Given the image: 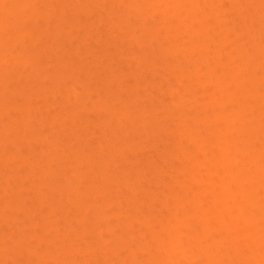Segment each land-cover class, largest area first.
Wrapping results in <instances>:
<instances>
[{
	"label": "rangeland",
	"instance_id": "rangeland-1",
	"mask_svg": "<svg viewBox=\"0 0 264 264\" xmlns=\"http://www.w3.org/2000/svg\"><path fill=\"white\" fill-rule=\"evenodd\" d=\"M91 1L0 0V113H3L0 117V149L4 146L0 151L4 152L0 153V210L4 209V212L0 211V264H163L162 261H168L166 264H210L207 258L211 256L217 264H236V260L232 262L231 259H236L238 252L236 255L232 252V245L236 243L242 246L244 242L247 244L242 249L238 246L241 249L238 250L242 256H250L247 264H263L264 218L261 212L264 211V48L261 47L264 46V0H211L212 3L209 0ZM194 2L196 4L193 5ZM94 5L98 11L93 10ZM177 7L178 11H182L178 12ZM77 8L80 14L75 13ZM171 8L176 11L170 10ZM236 8L242 11L240 14L243 17ZM83 11L85 14H82ZM10 12L14 13L11 15ZM155 16H160L161 19ZM16 18H19L18 21ZM41 19L43 21L39 23ZM177 19L181 20L180 23ZM75 20H78L77 24ZM134 27L135 31L130 29ZM172 28L179 32L178 38L171 39L178 34ZM122 29L126 30L123 32ZM36 31L41 32L38 37ZM171 32H174L173 36ZM166 33H171L172 37L167 39ZM226 33L229 34L228 37ZM78 35L81 39H78ZM86 35L88 37L84 42L82 37ZM131 46L133 49L130 50ZM133 59L140 61L137 63ZM217 59L221 62H216ZM162 68L167 71H162ZM150 84L162 86V89L153 85L149 88ZM135 85L137 90H133ZM171 91L176 96H172L173 92L169 94ZM241 94H249L251 97L246 95L245 102ZM254 94L260 97L254 96L257 97L255 100L252 97ZM168 95L176 99L178 97L177 101L171 97L169 100ZM182 95L185 96L182 98ZM177 102L184 105L180 106ZM169 108L175 110L169 111ZM62 117H66V120L61 119ZM237 118H240L239 121ZM28 120L32 123L29 124ZM257 122L261 123L258 125ZM12 124L14 127L18 126L20 131L13 128ZM247 125L249 128L244 127ZM257 126L260 127L259 130ZM65 132L67 135L70 132L72 134L68 137ZM249 150L251 154H248ZM20 155L24 158L19 157ZM50 160L51 163L48 162ZM55 168L60 172L55 171ZM53 171L54 174L58 173V178L55 176L58 182L53 180L55 177L52 173L53 177L48 178V174ZM192 176L194 177L190 178ZM6 184H9L7 188ZM3 187L4 190L7 189L6 192ZM239 190L243 193L238 192ZM62 195L64 197L60 198ZM44 196L49 202L52 201L50 205L54 209H50L51 206L49 208V202ZM79 208L80 211H85L80 212ZM65 211L69 212L68 215ZM6 215H12L10 217L14 224ZM2 217L8 219V222ZM249 220L251 226L248 229L249 225L246 226V223ZM130 221L132 227L129 225ZM51 227L52 229H47ZM53 227L58 231L53 230ZM68 230L76 231L69 232V235L66 232ZM98 231H103L102 236L98 235ZM259 233L263 236L261 242H254V239H260L256 237H260ZM235 236L237 239L234 238V243L232 240ZM230 239L233 242L232 248L229 246ZM14 242L19 243L20 247L16 248ZM68 242L71 244L68 245ZM13 244L15 247L10 252L12 249L7 248ZM256 244H262L261 247L258 245L260 249ZM227 247L231 248L230 251ZM25 249H29V252ZM91 249L95 250L94 253ZM235 250L237 251V246ZM13 252L24 256L21 258L12 254ZM206 253L212 255L204 257ZM16 256L19 257L18 260ZM24 257L26 260H21ZM240 260L238 261L241 262Z\"/></svg>",
	"mask_w": 264,
	"mask_h": 264
},
{
	"label": "bare ground",
	"instance_id": "bare-ground-1",
	"mask_svg": "<svg viewBox=\"0 0 264 264\" xmlns=\"http://www.w3.org/2000/svg\"><path fill=\"white\" fill-rule=\"evenodd\" d=\"M65 1H66V0H64V2H65ZM82 1H83V0H82ZM84 1H85V0H84ZM86 1H87V0H86ZM89 1H91V0H89ZM92 1H93V0H92ZM92 1H91V2H92ZM94 1H95V0H94ZM94 1H93V3H94ZM149 1H150V0H149ZM156 1H157V0H156ZM197 1H198V0H197ZM209 1L212 3L213 0H212V1L209 0ZM209 1H206V2H209ZM231 1H232V0H231ZM259 1H260V0H259ZM261 1H262V0H261ZM78 2H80V1H78ZM95 2H97V1H95ZM133 2H134V1H133ZM135 2H136V1H135ZM152 2H153V1H152ZM191 2H193V0H192ZM206 2H205V3H206ZM210 2H209V3H210ZM234 2H235V0H234ZM241 2H242V1H240V3H241ZM98 3H99V2H98ZM146 3H147V2H146ZM149 3H150V2H149ZM149 3H148V4H149ZM211 3H210V4H211ZM231 3H233V2H231ZM237 3H238V2L236 1L235 4L237 5ZM84 4H85V2H84ZM135 4H136V3H135ZM169 4H170V3H169ZM175 4H176V3H175ZM194 4H196V2H194L193 5H194ZM242 4H243V2H242ZM137 5H138V4H137ZM193 5H191V6H193ZM207 5H208V4H207ZM0 6H1V5H0ZM45 6H46V5H45ZM65 6H66V5H65ZM88 6H89V5H88ZM90 6H93V4H90ZM94 6H95V5H94ZM152 6L154 7V4H153ZM180 6H181V5H180ZM180 6H179V7H180ZM185 6H187V5H185ZM205 6H206V5H205ZM209 6H210V5H209ZM238 6H239V4H238ZM238 6H236V7H238ZM6 7H7V6H6ZM61 7H62V6H61ZM128 7H129V6H128ZM132 7H133V5L131 6V8H132ZM136 7H137V6H136ZM150 7H151V6H150ZM150 7H149V9H150ZM175 7H176V6H175ZM175 7L173 6V8H175ZM207 7H208V6H207ZM240 7H241V6H240ZM0 8H1V7H0ZM15 8H16V7H15ZM15 8H14V9H15ZM46 8H47V7H46ZM63 8H64V7H63ZM63 8H62V9H63ZM238 8H239V7H238ZM58 9H59V8H58ZM60 9H61V8H60ZM95 9L97 10L98 8H96V6H95V8H93V10L96 11ZM129 9H130V8H129ZM133 9H134V8H133ZM155 9H156V7H155ZM179 9H181V7H180ZM182 9H183V8H182ZM230 9H231V8H230ZM233 9H234V8H233ZM240 9H241V8H240ZM48 10H50V8H48ZM76 10H78V8H77ZM93 10H92V11H93ZM153 10H154V9H153ZM170 10H173V9L171 8ZM231 10H232V9H231ZM236 10H237V8H236ZM236 10H235V11H236ZM13 11H14V10H13ZM36 11H37V10H36ZM44 11H45V8H44ZM81 11H82V10H81ZM87 11H89V10H87ZM87 11H86V13H87ZM92 11H89V12H92ZM97 11H98V10H97ZM151 11H152V10H151ZM173 11H176V9L173 10ZM177 11H178V7H177ZM179 11H182V10H179ZM179 11H178V12H179ZM218 11H219V10H218ZM218 11H217V12H218ZM235 11H234V12H235ZM240 11H241V10H239V11L237 10V12H238L239 14H240ZM15 12H16V11H15ZM55 12H56V10H55ZM60 12H61V11H60ZM60 12H59V13H60ZM77 12H79V14H80V11H79V10L76 11L75 13H77ZM154 12H155V11H154ZM160 12H161V10H160ZM185 12H186V11H185ZM214 12H215V11H214ZM241 12H242V11H241ZM13 13H14V12H10L11 15H12ZM18 13H19V12H18ZM46 13H47V12H46ZM51 13H52V12H51ZM83 13H84V11L82 12V14H83ZM130 13H131V11H130ZM151 13H152V12H151ZM156 13H157V11H156ZM173 13H174V12H173ZM238 13H237V14H238ZM247 13H248V12H247ZM48 14H49V13H48ZM61 14L63 15L62 12H61ZM77 14H78V13H77ZM82 14H81V15H82ZM84 14H85V13H84ZM170 14H171V13H170ZM174 14H175V13H174ZM176 14L179 15V13H176ZM176 14H175V15H176ZM180 14H181V12H180ZM183 14H184V13H183ZM53 15H54V14H53ZM74 15L77 16L76 14H74ZM175 15H174V17H175ZM15 16H17L16 13H15ZM15 16H14V17H15ZM40 16H41V15H40ZM50 16H51V14H50ZM55 16H56V15H55ZM55 16H54V17H55ZM60 16H61V15H60ZM84 16H85V15H84ZM180 16H181V15H180ZM240 16L243 17V16H242V13L240 14ZM249 16H250V15H249ZM38 17H39V16H38ZM44 17H46V16H44ZM51 17H52V16H51ZM78 17H79V15H78ZM82 17H83V16H82ZM82 17H81V18H82ZM151 17H152V16H151ZM155 17H156V16H155ZM155 17H154V18H155ZM157 17L160 18V16H157ZM157 17H156V18H157ZM170 17H171L170 20H172V18H173L172 15H171ZM246 17H247V16H246ZM246 17H244L243 19L245 20ZM252 17H253V16H252ZM20 18H21V17H20ZM48 18H49V17H48ZM48 18H47V19H48ZM52 18H53V17H52ZM75 18H76V17H75ZM176 18H178V17H176ZM176 18L173 19V22H174V20H175ZM16 19H17L16 21H18L19 18H16ZM39 19H40V18H39ZM45 19H46V18H45ZM58 19H60V18H58ZM79 19H80V18H78V20H79ZM160 19H161V18H160ZM247 19L250 20L251 18H248V17H247ZM48 20H50L49 22H51V19H50V18H49ZM54 20H55V18H54ZM63 20H64V19H63ZM78 20H77V21H78ZM135 20H137V19H135ZM177 20H178V19H177ZM179 20H180V19H179ZM179 20H178V23H180ZM259 20H260V19H259ZM261 20H262V18H261ZM16 21H15V22H16ZM41 21H43V20L41 19L39 23H41ZM59 21H60V20H59ZM64 21H66V20H64ZM68 21H69V20H68ZM75 21H76V20H75ZM77 21H76L75 24L78 23ZM180 21H181V20H180ZM253 21H254V20L252 19V22H253ZM257 21H258V20H257ZM80 22H81V21H79V23H80ZM147 22H148V21H147ZM168 22H169V21H168ZM182 22H183V21H182ZM245 22H246V20H245ZM260 22H262V21H260ZM12 23H13V22H12ZM34 23H35V22H34ZM73 23H74V21H73ZM81 23H82V22H81ZM81 23H80V24H81ZM145 23H146V22H145ZM169 23H170V22H169ZM171 23H172V22H171ZM171 23H170V24H171ZM2 24H3V23H2ZM47 24H48V23H47ZM49 24H50V23H49ZM51 24H53V23H51ZM68 24H69V23H68ZM68 24H67V25H68ZM75 24H74V25H75ZM109 24H110V23H109ZM142 24H143V22H142ZM160 24H162V23L160 22ZM5 25H6V24H5ZM107 25H108V24H107ZM134 25H136V24H134ZM171 25L173 26V24H171ZM176 25H178V24H176ZM181 25H182V24H181ZM199 25H200V24H199ZM51 26H52V25H51ZM57 26H58V25H57ZM71 26H73V25H71ZM76 26H78V25H76ZM125 26H126V25H125ZM143 26H144V25H143ZM155 26H157V25L155 24ZM4 27H5V26H4ZM7 27H8V26H7ZM79 27H80V26H79ZM79 27H78V28H79ZM84 27H85V25H84ZM84 27H83V28H84ZM123 27H124V26H123ZM159 27H160V26H159ZM170 27H171V26H170ZM170 27H168V29H169ZM199 27H201V26H199ZM11 28H12V27H11ZM49 28H50V27H49ZM72 28H73V27H72ZM124 28H125V27H124ZM135 28H136V27H134V28H130V29H131V30L133 29V30L135 31V30H136ZM162 28H163V27H162ZM173 28H174V27H173ZM173 28H172V29H173ZM176 28H178V27H176ZM179 28H180V27H179ZM182 28H184V27L182 26ZM182 28H180V29H182ZM13 29H14V27H13ZM45 29H46V28H45ZM51 29H52V28H51ZM86 29H87V28H86ZM89 29H90V28H89ZM126 29H127V28H126ZM126 29H124V30H126ZM174 29H175V28H174ZM174 29H173V30H174ZM201 29H202V28H201ZM14 30H15V29H14ZM38 30H39V28H38ZM43 30H44V29H43ZM54 30H55V29H54ZM54 30H53V31H54ZM57 30H58V29H57ZM61 30H62V29H61ZM63 30H64V29H63ZM65 30H66V29H65ZM69 30H70V29H69ZM91 30H92V28H91ZM120 30H121V29H120ZM124 30L122 29L123 32H124ZM196 30H197V29H196ZM77 31H78V30H77ZM85 31H86V30H85ZM106 31H107V30H106ZM158 31H159V30H158ZM160 31H161V29H160ZM160 31H159V32H160ZM166 31H168V30H166ZM166 31H165V32H166ZM169 31H170V30H169ZM174 31H175V30H174ZM36 32H38V34H37V37H38L39 34H41V32H39V31H36ZM56 32H57V31H56ZM58 32H59V31H58ZM70 32H71V30H70ZM70 32L67 31V33H68L69 35H70ZM125 32H128V31H125ZM129 32H131V31H129ZM175 32L178 33V34L175 33V34H177L176 36H175V35L173 36L174 32H173V33L171 32L173 37L171 36V33H170V35H168L169 32L166 33V36H168L167 39H170V36L172 37L171 39H174V37L178 38L177 36L179 35V32H178L177 30H176ZM193 32H194V31H193ZM198 32H199V31H198ZM203 32H205V31L203 30ZM12 33H13V32H12ZM42 33H43V31H42ZM53 33H54V32H53ZM81 33L83 34V32H81ZM81 33H79V35H81ZM87 33H88V32H87ZM153 33H154V32H153ZM155 33H156V32H155ZM160 33H161V32H160ZM160 33H159V34H160ZM180 33H181V30H180ZM223 33H224V32H223ZM24 34H25V33H24ZM71 34H72V33H71ZM84 34H85V33H84ZM110 34H112V33H110ZM126 34H127V33H126ZM130 34H131V33H130ZM130 34H129V35H130ZM134 34H135V33H134ZM149 34H151V33H149ZM202 34H203V33H202ZM9 35H10V34H9ZM34 35H35V33H34ZM46 35H47V34H46ZM56 35H57V34H56ZM60 35H61V33H60ZM79 35H78V37H79ZM91 35H92V32H91ZM91 35H90V36H91ZM132 35H133V34H132ZM164 35H165V34H164ZM203 35H204V34H203ZM206 35H207V34H206ZM226 35H227V37L229 36L228 33H226ZM226 35H223V37H224V36L226 37ZM10 36H11V35H10ZM42 36H43V35H42ZM51 36H52V35H51ZM61 36H62V35H61ZM66 36H67V34H66ZM111 36H113V34H112ZM151 36H152V35H151ZM151 36H150V37H151ZM19 37H20V36H19ZM52 37H53V36H52ZM52 37H51V38H52ZM57 37H58V36H57ZM86 37H88V36L86 35L85 37H82V38H84V39H83L84 42H86V39H87ZM113 37H114V36H113ZM124 37H125V36H124ZM128 37H129V36H128ZM130 37H132V36H130ZM146 37H147V35H146ZM202 37H203V36H202ZM204 37H207V36H204ZM227 37H226V38H227ZM34 38H35V37H34ZM42 38H43V37H42ZM55 38H56V36H55ZM55 38H53V39H55ZM71 38H73V37H71ZM71 38H70V39H71ZM108 38H109V36H108ZM126 38H127V37H126ZM154 38H155V37H154ZM191 38H192V37H191ZM10 39H11V38H10ZM78 39H81V38L79 37ZM78 39H77V40H78ZM88 39H89V38H88ZM151 39H152V38H151ZM157 39H158V38H157ZM192 39H193V38H192ZM221 39H222V37H221ZM223 39H225V38H223ZM227 39H228V38H227ZM3 40H4V39H3ZM3 40H2V41H3ZM23 40H24V38H23ZM63 40H64V39H63ZM67 40H68V38H67ZM67 40H66V42H67ZM114 40H115V37H114ZM154 40H155V39H154ZM225 40H226V39H225ZM19 41H20V40H19ZM40 41H41V40H40ZM111 41H113V40L111 39ZM115 41H116V40H115ZM151 41H152V40H151ZM205 41H206V40H205ZM219 41H221V40H219ZM223 41H224V40H223ZM56 42H57V41H56ZM84 42H82V43H84ZM104 42H105V41H104ZM109 42H110V41H109ZM109 42H108V43H109ZM260 42H261V41H260ZM70 43H71V42H70ZM73 43H75V42H73ZM131 43H132V42H131ZM131 43H130V44H131ZM147 43H148V42H147ZM147 43H146V44H147ZM217 43H218V41H217ZM217 43H216L215 45H218ZM220 43H221V42H220ZM54 44H55V43H54ZM84 44H85V43H84ZM105 44H106V43H105ZM116 44H117V43H116ZM130 44H128V45H130ZM150 44H151V42L149 43V45H150ZM152 44H153V42H152ZM206 44H207V43H206ZM236 44H238V43H236ZM255 44H257V43H255ZM258 44H259V42H258ZM0 45H1V44H0ZM22 45H23V44H22ZM52 45H53V44H52ZM65 45H67V44H65ZM72 45H74V44H72ZM81 45H83V44H81ZM85 45H86V44H85ZM117 45H118V44H117ZM160 45H161V43H160ZM202 45H203V44H202ZM259 45H260V44H259ZM67 46H68V45H67ZM77 46H78V45H77ZM83 46H84V45H83ZM83 46H82V47H83ZM118 46H119V45H118ZM206 46H208V44H207ZM261 46H262V45H261ZM1 47H2V46H1ZM22 47H23V46H22ZM70 47H71V46H70ZM82 47H81V48H82ZM113 47H114V46H113ZM208 47H209V46H208ZM208 47H206V48H208ZM257 47H259V46L257 45ZM257 47H256V49L259 50V48H257ZM50 48H52V47H50ZM50 48H49V49H50ZM55 48H56V47H55ZM58 48H59V47H58ZM79 48H80V47H79ZM84 48H85V47H84ZM126 48H127V47H126ZM129 48H130V50H131V48L133 49L132 46L129 47ZM175 48H176V47H175ZM261 48H264V46H262ZM5 49H6V48H5ZM60 49H62V48L60 47ZM127 49H128V48H127ZM56 50H57V48H56ZM128 51H129V50H128ZM3 52H4V49H3ZM3 52H1V53H3ZM58 52H59V51H58ZM218 52H219V51H218ZM245 52H246V51H245ZM261 52H262V51H261ZM261 52H260V50H259V53H261ZM54 53H55V52H54ZM160 53H162V52H160ZM163 53H164V51H163ZM248 53H249V52H248ZM248 53H247V54H248ZM30 54H31V53H30ZM55 54H56V53H55ZM132 54H133V53H132ZM165 54H166V53H165ZM214 54H215V52H214ZM250 54H251V53H250ZM254 54H255V53H254ZM261 54H262V53H261ZM59 55H60V54H59ZM61 55H62V54H61ZM61 55H60V56H61ZM63 55H64V54H63ZM121 55H122V54H121ZM133 55H134V54H133ZM217 55H218V54H217ZM217 55H216V56H217ZM262 55H263V54H262ZM53 56H54V55H53ZM72 56H73V55H72ZM74 56H75V55H74ZM240 56H241V55H240ZM56 57H57V55H56ZM64 57H65V56H64ZM76 57H77V56H76ZM144 57H145V56H144ZM246 57H247V56H246ZM248 57H249V56H248ZM13 58H14V57H13ZM68 58H69V57H68ZM74 58H75V57H74ZM80 58H81V56H80ZM133 58H135V57L133 56ZM141 58H142V57H141ZM162 58H163V57H162ZM5 59H6V58H5ZM30 59H31V58H30ZM55 59H56V58H55ZM76 59H77V58H76ZM76 59H75V60H76ZM121 59H122V58H121ZM218 59H219V58H218ZM218 59L216 60V62L218 61ZM220 59H221V58H220ZM241 59H242V58H241ZM245 59H246V58H245ZM247 59H248V58H247ZM60 60H61V59H60ZM64 60H65V59H64ZM133 60L137 61V63H138V60H139V59H138V60L133 59ZM243 60H244V59H243ZM5 61H7V60H5ZM139 61H140V60H139ZM241 61H242V60H241ZM7 62H8V61H7ZM24 62H25V61H24ZM58 62H59V61H58ZM119 62H120V61H119ZM127 62H128V65H129L130 61L128 60ZM219 62H221V61H218V63H219ZM244 62H246V61L244 60ZM79 63H80V62H79ZM120 63H121V62H120ZM123 63H126V62L124 61ZM37 64H38V63H37ZM100 64H101V63H100ZM118 64H119V63H118ZM133 64H136V63H133ZM14 65H15V64H14ZM25 66L27 67V65H25ZM75 66H76V65H75ZM78 66H79V65H78ZM80 66H81V65H80ZM83 66H86V65L83 64ZM120 66H122V64H121ZM120 66H119V68H120ZM129 66H130V65H129ZM131 66H132V65H131ZM214 66H215V65H214ZM219 66H220V65H219ZM245 66H246V65H245ZM7 67H9V66H7ZM26 67L23 66L24 69H25ZM76 67H77V66H76ZM20 68H21V67H20ZM80 68H81V67H80ZM117 68H118V67H117ZM122 68H123V67H122ZM122 68H121V69H122ZM216 68H217V66H216ZM26 69H27V68H26ZM29 69H30V68H29ZM162 69H163L162 71H167V70H164V68H162ZM165 69H166V68H165ZM237 69H238V66H237ZM241 69H242V68H241ZM5 70H6V69H5ZM22 70H23V69H22ZM77 70H78V69H77ZM80 70H82V69H80ZM83 70H84V69H83ZM123 70H124V69H123ZM212 70H215V69L212 68ZM239 70H240V69H239ZM24 71H25V70H24ZM24 71H23V72H24ZM5 72H6V71H5ZM21 72H22V71H21ZM34 72H35V71H34ZM71 72H72V71H71ZM76 72H77V71H76ZM122 72H123V71H122ZM122 72H120L119 74L121 75ZM214 72H215V71H214ZM238 72H239V71H238ZM240 72H241V71H240ZM73 73H74V71H73ZM86 73H87V72H86ZM168 73H169V72H168ZM168 73H167V74H168ZM171 73H173V71H172ZM235 73H236V71H235ZM19 74H22V73H19ZM78 75H80V74H78ZM82 75H84V74L82 73ZM87 75H88V74H87ZM236 75H237V74H236ZM4 76H5V75H4ZM33 76H34V75H33ZM178 76H179V75H178ZM228 76H229V75H228ZM16 77H17V76H16ZM121 77H122V76H121ZM121 77H120V78H121ZM231 77H232V76H231ZM5 78H6V77H5ZM120 78H119V79H120ZM2 79H3V78H2ZM86 79H88V78H86ZM177 79H179V78H177ZM181 79H182V78H181ZM3 80H5V79H3ZM6 80H7V79H6ZM115 80H116V79H115ZM9 81H10V80H9ZM117 81H118V79H117ZM161 81H162V80H161ZM168 81H170V80H168ZM251 81H252V80H251ZM136 82H137V81H136ZM254 82H255V81H254ZM259 82H260V81H259ZM5 83H6V81H5ZM116 83H117V82H116ZM118 83H120V82L118 81ZM255 83H256V82H255ZM153 84H154V83H153ZM153 84H152V85H153ZM159 84H160V83H159ZM159 84H156V85H159ZM179 84H180V83H179ZM252 84H253V83H252ZM256 84L258 85L259 83H256ZM8 85H9V84H8ZM12 85H13V83H12ZM152 85L150 84V85H149V88H150V86L152 87ZM160 85H161V84H160ZM205 85H206V84H205ZM6 86H7V84H6ZM153 86H155V85H153ZM179 86H181V85H179ZM188 86H189V85H188ZM254 86H255V84H254ZM9 87H10V86H8V88H9ZM136 87H137V86L135 85V87H133V88H134L133 90H135ZM155 87H157V86H155ZM161 87H162V86H161ZM161 87H157V89H158V88H161ZM186 87H187V86H186ZM200 87H201V85H200ZM255 87H256V86H255ZM82 88H83V87H82ZM147 88H148V87H147ZM147 88H146V89H147ZM188 88H189V87H188ZM213 88H214V87H213ZM84 89H85V88H84ZM87 89H89V88H87ZM87 89H86V90H87ZM131 89H132V88H131ZM161 89H162V88H161ZM167 89H168V88H167ZM191 89H192V88H191ZM193 89H194V88H193ZM205 89H206V88H205ZM136 90H137V89H136ZM165 90H166V89H165ZM9 91H10V90H9ZM7 92H8V91H7ZM131 92H132V91H131ZM167 92H168V90H167ZM172 92H173V93H172ZM9 93H10V92H9ZM11 93H13V92H11ZM89 93H90V92H87V94H89ZM135 93H136V92H135ZM170 93H172V96H173V97L176 96V95H174V91L169 92V94H170ZM176 93H179V92H176ZM193 93H194V92H193ZM16 94H17V93H16ZM87 94H85V95H87ZM182 94H183V93H182ZM186 94H187V93H186ZM188 94H189V93H188ZM228 94H229V93H228ZM82 95H83V93L81 92V96H82ZM91 95H92V94H91ZM177 95H178V94H177ZM241 95H242V94H241ZM246 95H247V94H246ZM246 95H245V96L242 95V98H243L244 101H245V99H246ZM248 95H249V94H248ZM248 95H247V96H248ZM256 95H257V94H256ZM256 95L254 94L252 97L254 98V96H256ZM178 96H179V95H178ZM183 96H185V95H182V98H183ZM221 96H222V95H221ZM230 96H231V95H230ZM234 96H235V95H234ZM243 96H244V97H243ZM249 96H250V95H249ZM11 97H12V95H11ZM87 97H90V96H86V98H87ZM170 97H171V95H168V99H169V100H170ZM173 97H171V99H172V100H175L176 97H175V98H173ZM179 97H181V96H179ZM211 97L213 98L214 96H211ZM237 97H238V96H237ZM250 97H251V96H250ZM257 97H258V95H257ZM257 97L254 98V99L256 100ZM259 97H260V95H259ZM259 97H258V98H259ZM261 97H262V95H261ZM166 98H167V97H166ZM222 98H223V97H222ZM229 98H230V97H229ZM235 98H236V97H235ZM235 98H234V99H235ZM240 98H241V97H240ZM247 98H248V97H247ZM45 99H46V98H45ZM84 99H85V98H84ZM177 99H178V97H177ZM177 99H176L175 101H177ZM230 99H231V98H230ZM254 99H253V100H254ZM48 100H49V99H48ZM85 100H86V99H85ZM85 100H84V103H85ZM172 100L169 101V102H172ZM208 100H209V99H208ZM211 100H212V99H211ZM222 100H223V99H222ZM224 100H225V99H224ZM227 100H228V98H227ZM241 100H242V99H241ZM243 100H242V101H243ZM86 101H87V100H86ZM166 101H167V100H166ZM214 101H215V100H214ZM237 101H238V98H237ZM24 102H25V101H24ZM223 102H224V101H223ZM245 102H246V101H245ZM6 103H7V102H6ZM167 103H168V102H167ZM167 103H166V105L169 104V103H168V104H167ZM173 103H174V102H173ZM177 103H178V105L180 104L179 102H177ZM205 103H206V102H205ZM241 103H242V102H241ZM247 103H248V101H247ZM82 104H83V103H82ZM85 104H86V103H85ZM171 104H172V103H171ZM175 104H176V103H175ZM181 104H182V103H181ZM181 104H180V106H181ZM203 104H204V103H203ZM203 104H201V105H203ZM207 104H208V103H207ZM212 104H213V103H212ZM217 104H218V103H217ZM217 104H216V105H217ZM222 104H223V103H222ZM222 104H221V105H222ZM83 105H84V104H83ZM172 105H173V104H172ZM172 105H171V106H172ZM176 105H177V104H176ZM182 105H184V104H182ZM201 105H200V108H202ZM238 105H239V103H238ZM86 106H87V105H86ZM205 106H206V105H205ZM240 106H241V105H240ZM242 106H244V102H243V105H242ZM22 107H25V106H22ZM169 107H170V106H169ZM172 107H173V106H172ZM175 107L177 108L178 106H175ZM203 107H204V106H203ZM238 107H239V106H238ZM26 108H27V107H26ZM42 108H43V107H42ZM173 108H174V107H173ZM195 108H196V107H195ZM239 108H240V107H239ZM250 108H251V107H250ZM250 108H249V109H250ZM23 109H24V108H23ZM23 109L21 108V111H22ZM76 109H77V108H76ZM76 109H75V110H76ZM95 109H96V108H95ZM169 109H170V108H169ZM241 109L244 110V108H241ZM245 109H246V108H245ZM100 110H101V109H100ZM166 110H167V109H166ZM171 110H172V109H170L169 111H171ZM173 110H175V109H173ZM173 110H172V111H173ZM17 111H18V110H17ZM23 111H24V110H23ZM29 111H30V110H29ZM35 111H36V110H35ZM82 111H83V109H82ZM82 111L80 110V112H82ZM96 111H98V110H96ZM101 111H103V110H101ZM152 111H153V110H152ZM152 111H151V112H152ZM77 112H78V111H77ZM77 112H76V113H77ZM80 112H79V114H80ZM258 112H259V111H258ZM15 113H16V112H15ZM28 113H30V112H28ZM34 113H35V112H34ZM40 113H41V112H40ZM177 113H178V110H177ZM183 113H185V112H183ZM242 113H243V111H242ZM0 114H1L0 117H2V114H3V113L1 112ZM24 114H25V113H24ZM36 114H38V113H36ZM71 114H72V112H71ZM71 114H70V115H71ZM79 114H78V116H79ZM188 114H189V113H188ZM233 114H234V113H233ZM255 114H256V113H255ZM257 114H258V113H257ZM261 114H262V113H261ZM9 115H10V114H9ZM13 115H14V114H13ZM27 115H28V114H27ZM74 115H77V114H74ZM80 115H81V114H80ZM194 115H195V114H194ZM14 116H15V115H14ZM21 116L23 117L24 115H21ZM78 116H77V117H78ZM221 116H222V115H221ZM233 116H234V115H233ZM25 117H26V116H25ZM210 117H211V116H210ZM217 117H218V116H217ZM217 117H216V118H217ZM229 117H231V116H229ZM234 117H235V116H234ZM257 117L260 118V116H257ZM261 117H263V116L261 115ZM8 118H9V117H8ZM23 118H24V117H23ZM65 118H66V117H65ZM65 118L62 117L61 119H65ZM75 118H76V117H75ZM214 118H215V117H214ZM259 118H258V119H259ZM3 119H4V118H3ZM11 119H12V118H11ZM28 119H29V118H28ZM41 119H42V118H41ZM52 119H53V118H52ZM55 119H56V118H55ZM55 119H54V120H55ZM67 119L70 120L68 115H67ZM73 119H74V118H73ZM79 119H80V118H79ZM175 119H176V118H175ZM183 119H184V118H183ZM202 119H204V118H202ZM217 119H218V118H217ZM221 119H222V118H221ZM237 119H238V118H237ZM237 119H236V120H237ZM239 119H240V118H239ZM239 119H238V121H239ZM29 120H30V119H29ZM29 120H28V121H29ZM31 120H32V119H31ZM39 120H40V119H39ZM39 120H38V121H39ZM65 120H66V119H65ZM75 120H77V119H75ZM75 120H74V121H75ZM226 120H228V119L226 118ZM230 120H231V119H230ZM234 120H235V119H234ZM253 120H254V119H253ZM1 121H2V120H0V122H1ZM11 121H12V120H11ZM11 121H10V124H11ZM25 121H26V120H25ZM33 121H34V120H33ZM72 121H73V120H72ZM80 121H81V120H80ZM132 121H133V120H132ZM153 121H155V120H153ZM179 121H180V120H179ZM179 121H178V123H179ZM206 121L208 122V120H206ZM228 121H229V120H228ZM231 121H232V120H231ZM241 121H242V120H241ZM258 121H260V119H259ZM263 121H264V120H263ZM7 122H8V121H7ZM30 122L32 123V121H29V124H30ZM68 122H69V121H68ZM84 122H85V121H84ZM84 122H82V123H84ZM87 122H88V123H91V122H89V121H87ZM133 122H134V121H133ZM164 122H165V121H164ZM207 122H206V123H207ZM12 123L14 124V122H12ZM15 123H16V122H15ZM79 123H80V122H79ZM183 123H184V122H183ZM195 123H197V121H196ZM201 123H202V122H201ZM203 123H204V122H203ZM203 123H202V124H203ZM215 123H216V121H215ZM229 123H230V121H229ZM240 123H241V122H240ZM257 123H258V122H257ZM259 123H261V122H259ZM259 123H258V125H259ZM10 124H7V126L10 125ZM13 124H12L13 128L18 129V126H15V127H14V125H16V124H14V125H13ZM20 124H21V122L18 123L17 125H20ZM71 124H74V122H73V123L71 122ZM111 124H112V123H111ZM185 124H186V123H185ZM241 124H242V123H241ZM0 125H1V124H0ZM75 125H77V123L74 124V126H75ZM174 125H175V124H174ZM182 125H183V124H182ZM248 125L250 126L249 122H248ZM248 125H247V126H244V127H248ZM37 126H38V125H37ZM37 126H36V127H37ZM77 126H78V125H77ZM77 126H76L75 128H78ZM124 126H125V125H124ZM201 126H202V125H201ZM1 127H2V126H1ZM5 127H6V126H5ZM20 127H21V126H20ZM24 127H25V126H24ZM90 127H91V126H90ZM122 127H123V126H122ZM159 127H160V126H159ZM179 127H180V126H179ZM187 127H188V126H187ZM242 127H243V126H242ZM254 127H255V125H254ZM254 127H253V128H254ZM8 128H11V126L8 127ZM21 128H22V127H21ZM21 128H20V129H21ZM38 128H39V127H38ZM38 128H37V129H38ZM71 128H72V130H74L73 127H72V125H71ZM84 128H85V127H84ZM189 128H190V127H189ZM248 128H249V127H248ZM251 128H252V127H251ZM258 128L260 129L259 126H257V129H258ZM5 129H6V128H5ZM5 129H3V130H5ZM24 129H25V128H24ZM33 129H34V128H33ZM37 129H36V130H37ZM62 129H63V128H62ZM177 129H178V128H177ZM257 129H256V131L259 130V129H258V130H257ZM10 130H11V129H10ZM18 130H19V129H18ZM18 130H14V131H18ZM72 130H71V132H72ZM191 130H192V129H191ZM247 130H248V129H247ZM253 130H254V129H253ZM0 131H1V130H0ZM12 131H13V130H12ZM19 131H20V130H19ZM254 131H255V130H254ZM254 131L252 132L253 134H254ZM256 131H255V132H256ZM3 132H4V131H3ZM66 132H67V131H66ZM66 132H65V133H66ZM71 132H70V133H71ZM134 132H135V131H134ZM192 132H193V131H192ZM12 133H13V132H12ZM36 133H37V132H36ZM65 133H64V134H65ZM70 133H68V135H67V133H66V136L70 137V136H69ZM73 133H74V132H73ZM20 134H21V133H20ZM20 134H19V135H20ZM24 134H25V133H24ZM33 134H34V133H33ZM71 134H72V133H71ZM165 134H166V133H165ZM165 134H164V135H165ZM217 134H218V133H217ZM242 134H243V133H242ZM0 135H1V133H0ZM39 135H40V134H39ZM248 135H249V134H248ZM17 136H18V134H17ZM17 136H14V135H13V137H14L15 139L17 138ZM21 136H22V135H21ZM58 136H59V134H58ZM75 136H76V135H75ZM24 137H25V136H24ZM40 137H41V135H40ZM72 137H73V136H72ZM57 138H58V137H57ZM181 138H182V137H181ZM221 138H222V137H221ZM11 139H12V138H11ZM76 139H77V138H76ZM12 140H13V139H12ZM36 140H39V138L36 139ZM55 140H56V139L54 138V141H55ZM159 140H160V139H159ZM159 140H158V141H159ZM13 141H15V143L17 142V140H13ZM52 141H53V140H52ZM59 141H60V140H59ZM111 141H112V140H111ZM158 141H157V142H158ZM6 142H7V141H6ZM10 142H11V141H10ZM10 142H9V143H10ZM32 142H33V141H32ZM47 142H48V141H47ZM157 142H156V143H157ZM200 142H203V140H201ZM200 142H199V143H200ZM13 143H14V142H13ZM33 143H36V141L33 142ZM50 143H51V142H50ZM196 143H197V141H196ZM204 143H205V142H204ZM223 143H225V142H223ZM53 144H54V143H53ZM85 144H86V143H85ZM174 144H175V143H174ZM179 144H180V143H179ZM197 144H198V143H197ZM206 144H207V143H206ZM217 144H218V143H217ZM8 145H9V144H8ZM33 145H34V144H33ZM33 145H32V146H33ZM51 145H52V144H51ZM55 145H56V144H55ZM121 145H122V144H121ZM139 145H140V144H139ZM152 145H153V144H152ZM156 145H157V144H156ZM200 145H201V144H200ZM261 145H262V144H261ZM263 145H264V144H263ZM12 146H14V144H13ZM17 146H18V145H17ZM35 146H36V145H35ZM198 146H199V145H198ZM53 147H54V146H53ZM56 147H57V146H56ZM200 147H202V146H200ZM209 147H211V146H209ZM209 147H208V148H209ZM212 147L214 148L213 145H212ZM222 147H224V146L222 145ZM1 148L3 149L4 146H1ZM15 148H16V147H15ZM33 148H35V147H33ZM54 148H55V147H54ZM62 148H63V146L61 147V149H62ZM208 148H207V149H208ZM244 148H245V147H244ZM2 149H0V151H2ZM16 149H17V148H16ZM19 149H20V148H19ZM26 149H27V148H26ZM36 149H37V148H36ZM175 149H176V148H175ZM197 149H198V148H197ZM217 149H218V148H217ZM219 149H220V148H219ZM245 149H246V148H245ZM14 150H15V149H14ZM20 150H22V149H20ZM62 150H63V149H62ZM131 150H132V149H131ZM179 150H180V149H179ZM199 150H200V149H199ZM222 150H223V149H222ZM252 150H253V149H252ZM254 150H255V149H254ZM254 150H253V151H254ZM18 151H19V150H18ZM22 151H23V150H22ZM25 151H26V150H25ZM63 151H64V150H63ZM117 151H118V150H117ZM172 151H173V150H172ZM32 152H33V151H32ZM119 152H120V151H119ZM127 152H128V151H127ZM164 152H165V151H164ZM203 152H204V151H203ZM254 152H255V151H254ZM0 153H1V152H0ZM2 153H4V152H2ZM2 153H1V154H2ZM13 153H14V152H13ZM23 153H24V152H23ZM58 153H60V152H58ZM121 153H122V152H121ZM131 153H132V152H131ZM245 153H246V151H245ZM249 153H250V150H249L248 154H249ZM30 154H31V153H30ZM83 154H84V153H83ZM122 154H123V153H122ZM122 154H121V155H122ZM220 154H221V153H220ZM222 154H223V153H222ZM250 154H251V153H250ZM84 155H85V154H84ZM116 155H117V154H116ZM116 155H115V156H116ZM183 155H184V154H183ZM185 155H186V153H185ZM224 155H225V154H224ZM224 155H223V156H224ZM0 156H1V155H0ZM31 156H32V154H31ZM31 156H30V159H31ZM57 156H58V154H57ZM115 156H114V157H115ZM118 156H119V155H118ZM165 156H167V155H165ZM247 156H248V155H247ZM253 156H254V155H253ZM19 157H23V155H22V156L20 155ZM19 157H18V158H19ZM27 157H29V155H27ZM48 157H49V156H48ZM59 157H60V155H59ZM59 157H57V158H59ZM81 157H82V156H81ZM110 157H111V156H110ZM163 157H164V156H163ZM170 157H171V156H170ZM16 158H17V157H16ZM18 158H17V159H18ZM23 158H24V157H23ZM52 158H53V157H52ZM164 158H165V157H164ZM247 158H248V157H247ZM13 159H15V158H13ZM28 159H29V158H28ZM32 159H33V158H32ZM32 159H31V160H32ZM54 159H55V158H54ZM112 159H114V158H112ZM251 159H252V158H251ZM251 159H250V160H251ZM193 160H194V159H193ZM22 161H23V160H22ZM22 161H21V162H22ZM32 161H33V160H32ZM51 161H52V160H50V161H48V162L51 163ZM80 161H81V159H80ZM80 161H79V162H80ZM167 161H168V160H167ZM79 162H78V163H79ZM90 162H91V161H90ZM164 162H165V160H164ZM170 162H171V161H170ZM55 163H56V162H55ZM19 164H20V162H19ZM87 164H90V163H87ZM13 165H14V164H13ZM23 165H25V164H23ZM73 165H74V164H73ZM93 165H95V164H93ZM38 166H39V165H38ZM257 166H258V165H257ZM22 167H24V166H22ZM22 167H21V168H22ZM35 167H36V166H35ZM54 167H56V166H54ZM73 167H74V166H73ZM13 168H14V167H13ZM75 168H76V167H75ZM92 168H93V167H92ZM35 169H36V168H35ZM35 169H34V170H35ZM51 169H52V167H51ZM55 169H56V168H55ZM55 169H53V170H55ZM49 170H50V169H49ZM74 170H75V169H74ZM261 170H262V167H261ZM24 171H25V170H24ZM51 171H52V170H51ZM55 171L60 172V171H58L57 169H56ZM11 172H12V171H11ZM48 172H49V171H48ZM57 172H56V174H54V171H53V172H50L49 174L47 173L48 175L51 176V177L49 176L48 178H52V177H53V176L51 175V173H52V174L54 175V177H55V176L58 174ZM75 172H76V170H75ZM259 172H260V171H259ZM45 173H46V171H45ZM126 173H127V172H126ZM189 173H190V172H189ZM47 174H46V175H47ZM59 174L61 175V173H59ZM12 175H13V174H12ZM20 175H21V173H20ZM46 175H44L43 177L47 178ZM60 175H59V177H60ZM84 175H85V174H84ZM189 175L191 176V174H189ZM192 175H194V174L192 173ZM5 176H6V175H5ZM21 176H22V175H21ZM30 177H31V176H30ZM43 177H42L41 179H45V178H43ZM56 177L58 178V176H56ZM56 177L53 179L54 181H57V180H58V179H56ZM188 177H189V176H188ZM193 177H194V176H192V177H190V178H193ZM10 178H12L11 175H10ZM25 178H26V177H25ZM25 178H24V179H25ZM122 178H123V177H122ZM124 178H125V177H124ZM190 178H189V179L187 178V180H190ZM245 178H246V177H245ZM27 179H28V177H27ZM55 179H56V180H55ZM111 179H112V178H111ZM1 180H2V179H1ZM5 180H6V178H5ZM14 180H15V179H14ZM18 180H20V179H18ZM192 180H193V179H192ZM44 181H47V180L45 179ZM59 181H60V180H59ZM222 181H223V180H222ZM247 181H248V180H247ZM47 182H48V181H47ZM57 182H58V181H57ZM5 183H6V182H5ZM20 183H21V182H20ZM45 183H46V182H45ZM54 183H56V182H54ZM114 183H115V182H114ZM7 185H9V184H6V188L8 187ZM10 185H11V184H10ZM17 185H18V184H17ZM41 185H42V183H41ZM52 185H53V184H52ZM116 185H117V184H116ZM2 186H3V185H2ZM4 186H5V185H4ZM110 186H111V185H110ZM223 186H224V184H223ZM13 187H14V186H13ZM55 187H56V186H55ZM6 188H5V189H6ZM16 188H17V187H16ZM63 188H64V187H63ZM71 188H73V187H71ZM1 189H2V188H0V190H1ZM19 189H21V186L19 187ZM51 189H53V188H51ZM61 189H62V188H61ZM61 189H60V190H61ZM69 189H70V187H69ZM85 189H86V188H85ZM90 189H91V188H90ZM239 189H241V188H239ZM3 190H4V187H3ZM6 190H7V189H6ZM6 190H4V191L6 192ZM242 190H243V189H242ZM4 191H3V193H5ZM18 191H19V190H18ZM18 191H17V192H18ZM64 191H65V190H64ZM64 191H63V193H64ZM135 191H136V190H135ZM224 191H225V190H224ZM240 191H241V190H239L238 192H240ZM252 191H253V190H252ZM60 192H61V191H60ZM60 192H59V195H60ZM111 192H112V190H111ZM115 192H116V191H115ZM238 192H237V193H238ZM57 193H58V192H57ZM63 193H62V194H63ZM86 193H88V192H86ZM118 193H119V192H118ZM145 193H146V192H145ZM222 193H223V192H222ZM240 193H243V192H240ZM244 193H245V191H244ZM13 194H14V190H13ZM16 194H17V193H16ZM55 194H56V193H55ZM73 194H74V193H73ZM73 194H72V195H73ZM75 194H76V193H75ZM75 194H74V195H75ZM78 194H79V193H78ZM83 194H84V193H83ZM114 194H115V193H114ZM147 194H148V193H147ZM149 194H150V193H149ZM151 194H152V193H151ZM202 194H203V193H202ZM206 194H207V193H206ZM246 194H248V192H247ZM249 194H250V193H249ZM57 195H58V194H57ZM115 195H116V194H115ZM121 195H122V193H121ZM135 195H136V194H135ZM236 195H237V194H236ZM239 195H242V194H238V196H239ZM10 196H11V195H10ZM15 196H16V195H15ZM76 196H77V195H76ZM80 196L82 197L83 195H80ZM80 196H79V197H80ZM84 196H85V194H84ZM87 196H88V195H87ZM110 196H111V195H110ZM167 196H168V194H167ZM204 196H205V194H204ZM208 196H209V194H208ZM44 197L46 198V196H44ZM48 197H49V196H48ZM58 197H59V196H58ZM63 197H64L63 195H62V197L60 196V198H63ZM73 197H74V196H73ZM151 197H153V195H152ZM212 197H214V196H212ZM18 198H19V196H18ZM21 198H22V197H20V199H21ZM56 198H57V197H56ZM56 198H53V199H56ZM60 198H59V199H60ZM82 198H83V197H82ZM84 198H85V197H84ZM102 198H103V197H102ZM130 198H131V197H130ZM165 198H166V197H165ZM238 198H240V197H238ZM10 199H11V198H10ZM12 199H13V198H12ZM12 199H11V200H12ZM20 199H19L18 201H21ZM53 199H52V200H53ZM77 199H78V198H77ZM166 199H167V198H166ZM185 199H186V198H185ZM14 200H15V198H14ZM14 200H13V201H14ZM46 200H48V199L46 198ZM57 200H58V199H57ZM61 200H62V199H61ZM118 200H119V199H118ZM53 201H54V200H53ZM82 201H83V200H82ZM214 201H215V200H214ZM48 202H49V200H48ZM55 202H56V200H55ZM142 202H143V201H142ZM217 202H218V201H217ZM217 202H216V203H217ZM9 203H10V201H9ZM15 203H16V202H15ZM40 203H41V202H40ZM44 203H45V202H44ZM46 203H47V202H46ZM50 203H52V201L49 202V204H48V205H49V208H50V206H51ZM83 203H84V202H83ZM137 203H138V202H137ZM10 204H11V203H10ZM41 204H42V203H41ZM59 204H60V203H59ZM76 204H77V203H76ZM138 204L141 205V203H138ZM142 204H144V203H142ZM181 204H182V203H181ZM256 204H257V203H256ZM7 205H8V204H7ZM12 205H14V204H12ZM21 205H22V203H21ZM55 205H56V203L54 204V206H55ZM86 205H87V204H86ZM167 205H168V204H167ZM10 206H11V205H10ZM10 206H9L8 208H10ZM14 206H16V205H14ZM41 206H42V205H41ZM138 206H139V205H138ZM44 207H45V204H44ZM76 207H77V206H76ZM78 207H79V206H78ZM81 207H82V206H81ZM145 207H146V206H145ZM182 207H183V206H182ZM11 208H13V206H12ZM16 208H17V207H16ZM21 208H22V206H21ZM34 208H36V207H34ZM38 208H39V207H38ZM55 208H56V207H55ZM87 208H88V207H87ZM91 208H92V207H91V205H90V209H91ZM141 208H143V207H140V209H141ZM180 208H181V207H180ZM261 208H262V207H261ZM5 209H6V208H5ZM13 209H14V208H13ZM46 209H47V208H46ZM50 209H54V207L52 208V206H51ZM57 209H59V207H58ZM85 209H86V207H85ZM85 209H83V210L85 211ZM143 209H144V208H143ZM238 209H239V208H238ZM242 209H243V208H242ZM14 210L16 211V209H14ZM18 210H19V209H18ZM47 210H48V209H47ZM77 210H78V209H77ZM83 210H82V211H83ZM165 210H166V209H165ZM0 211H1V210H0ZM2 211L4 212V209H3ZM2 211H1V213H2ZM6 211H7V210H6ZM11 211H12V209H11ZM79 211H80V208H79ZM82 211H80V212H82ZM84 211H83V212H84ZM17 212H18V211H17ZM65 212H66V211H65ZM76 212H77V211H76ZM87 212H88V210H87ZM87 212H86V213H87ZM136 212H137V211H136ZM241 212H242V211H241ZM262 212H263V213H262ZM262 212H261V214H262V217L264 218V211H262ZM66 213H67V212H66ZM66 213H63V214L65 215ZM68 213H69V212H68ZM68 213H67V215H68ZM40 214H41V213H40ZM43 214H44V213H43ZM135 214H136V213H135ZM2 215H3V214H2ZM2 215H1V216H2ZM78 215H81V214H78ZM95 215H96V214H95ZM10 216H12V215H9V217H10ZM99 216H100V215H99ZM240 216H241V215H240ZM6 217L9 218L8 215H6ZM25 217H26V216H25ZM64 217H66V216H64ZM67 217H68V216H67ZM78 217H79V216H78ZM97 217H98V216H97ZM101 217H102V216H101ZM126 217H128V216H126ZM243 217H244V216H243ZM245 217H246V216H245ZM2 218L5 219L4 217H2ZM10 218H11V219H10ZM10 218H9V219H10V220L12 221V223L14 224V220L12 219V217H10ZM57 218H58V217H57ZM76 218H77V217H76ZM130 218H131V217H130ZM254 218H255V217H254ZM15 219H16V218H15ZM126 219H127V218H126ZM248 219H250V218H248ZM256 219H257V218H256ZM6 220H7V221H6ZM44 220H45V219H44ZM55 220H56V218H55ZM61 220H62V219H61ZM63 220H65V219H63ZM96 220H98V219H96ZM184 220H185V219H184ZM5 221H6V223H7V222H8V219H5ZM15 221H16V220H15ZM48 221H49V220L47 219L46 222H48ZM65 221H66V220H65ZM92 221H93V220H92ZM103 221H104V220H103ZM128 221H129V219H128ZM128 221H127V222H128ZM177 221H178V220H177ZM241 221H243V224H244V220L242 219ZM251 221H252V220H251ZM16 222H17V221H16ZM44 222H45V221H44ZM44 222H43V223H44ZM53 222H54V221H53ZM98 222H99V221H98ZM105 222H106V221H105ZM125 222H126V221H125ZM245 222H246V221H245ZM51 223H52V222H51ZM69 223H70V222H69ZM99 223H100V222H99ZM99 223H98V224H99ZM183 223H184V222H183ZM235 223H236L235 225L238 224L237 221H235ZM250 223H251L250 220H249V223H248V221H247L246 226L249 225ZM45 224H46V223H45ZM48 224H50V223H48ZM48 224H47V225H48ZM53 224H54V223H53ZM53 224H51V225L53 226ZM70 224H71V223H70ZM125 224H128V223H125ZM143 224H144V223H143ZM17 225H18V224H17ZM47 225H46V226H47ZM51 225H50V226H51ZM99 225H100V224H99ZM129 225H131V227H132V223H131V221H130ZM97 226H98V225H97ZM120 226H121V225H120ZM250 226H251V225L247 226L248 229H249ZM24 227H25V226H24ZM39 227H40V226H39ZM54 227H56L55 224H54ZM54 227H53V230L56 229V228H54ZM62 227H63V226H62ZM67 227H68V226H67ZM67 227H66V228H67ZM121 227H122V226H121ZM125 227H128V226H125ZM145 227H146V226H145ZM243 227H244V226H243ZM252 227H253V226H252ZM40 228H41V227H40ZM89 228H91V227H89ZM94 228H95V227H94ZM94 228H93V229H94ZM245 228H246V227H244V230H245ZM255 228H256V227H255ZM43 229H44V228H43ZM43 229H42V230H43ZM47 229H52V227H51V228H47ZM47 229H46V230H47ZM63 229H64V228H63ZM87 229H88V228H87ZM96 229H97V228H96ZM96 229H94V230H96ZM119 229H120V228H119ZM128 229H130V227H128ZM164 229H165V228H164ZM250 229H252V228H250ZM56 230H57V229H56ZM84 230H85V229H84ZM125 230H126V228H125ZM160 230H161V229H160ZM202 230H204V229H202ZM234 230H235V229H234ZM237 230H238V229H237ZM242 230H243V229H242ZM242 230H241V231H242ZM57 231H58V230H57ZM63 231H64V230H63ZM75 231H76V230H75ZM75 231L72 232V230H71L72 233H75ZM87 231H88V230H87ZM123 231H124V228H123ZM127 231H129V230H127ZM175 231H176V230H175ZM175 231H174V232H175ZM239 231H240V230H239ZM245 231H246V230H245ZM250 231H251V230H250ZM54 232H55V231H54ZM66 232L69 234L70 230H68V231H66ZM71 232H70V233H71ZM93 232H94V231H93ZM98 232H100V231H98ZM102 232H103V231H101L100 234L98 233V235L102 236ZM243 232H244V231H243ZM252 232H255V230L252 231ZM261 232H262V231H261ZM46 233H47V232H45V234H46ZM82 233H83V232H82ZM84 233H85V232H84ZM89 233H90V232H89ZM94 233H95V232H94ZM112 233H114V232H112ZM121 233H122V232H121ZM160 233H161V232H160ZM234 233H235V232H234ZM236 233H237V232H236ZM246 233H247V231H246ZM246 233H245V234H246ZM263 233H264V232H263ZM22 234H24V232L21 233L20 235H22ZM86 234H87V233H86ZM114 234H116V233H114ZM173 234H174V233H173ZM254 234H255V233H254ZM259 234H260V233H259ZM55 235H56V233H55ZM69 235H70V234H69ZM87 235H88V234H87ZM98 235H96V236H98ZM126 235H127V234H126ZM241 235H242V236H245V238H246V235H243V233H242ZM257 235H258V234H257ZM63 236H65V235L63 234ZM67 236H68V235H66V237H67ZM118 236H119V235H118ZM122 236H124V235H122ZM122 236H121V239H122ZM242 236H241V237H242ZM247 236H248V235H247ZM259 236H260V237H258V236H256V237H257V239H258V238H260V239H258V240L254 239V242H256V241H257L258 243L261 242L260 240H261V236H262V235L260 234ZM3 237L5 238V236H3ZM3 237L1 236V238H3ZM42 237H43V236H42ZM57 237H58V236H57ZM124 237H125V236H124ZM176 237H177V236H176ZM238 237H239V238H238V240H239V239H240V235H239ZM249 237H250V236H249ZM262 237H263V236H262ZM27 238H29V237L27 236ZM40 238H41V237H40ZM69 238H70V237H69ZM100 238H101V237H100ZM234 238H236V236L233 237V240H232L233 242L235 241ZM242 238H244V237H242ZM250 238H251V237H250ZM253 238H254V237H253ZM17 239H18V238H17ZM43 239H44V238H43ZM61 239H62V238H61ZM64 239H66V238H64ZM116 239H118V238H116ZM153 239H154V238H153ZM177 239H178V238H177ZM236 239H237V238H236ZM1 240H2V239H1ZM21 240H23V239H21ZM40 240H41V239H40ZM66 240H68V239H66ZM66 240H65V241H66ZM123 240H124V239H123ZM161 240H162V239H161ZM171 240H172V239H171ZM238 240H237V241H238ZM246 240H247V239H246ZM19 241H20V240H19ZM63 241H64V240H63ZM117 241H118V240H117ZM124 241H125V240H124ZM155 241H156V240H155ZM155 241H154V242H155ZM232 241H231V239L229 240V243L231 242L229 246H231V244H233ZM243 241H244V240H243ZM15 242H16V241H15ZM15 242H14V244H15ZM45 242H46V241H45ZM113 242H114V240H113ZM118 242H119V241H118ZM158 242H160V241L158 240ZM161 242H162V241H161ZM235 242H236V241H235ZM235 242H234V243H235ZM249 242H250V241H249ZM24 243H25V242H23V244H24ZM47 243H49V242H47ZM69 243L71 244V242H68V245H70ZM125 243H126V242H125ZM171 243H172V242H171ZM245 243L247 244V242H244V244H245ZM14 244L12 245V247L7 248V249L10 250V249L14 248L15 246H16V248L20 247L19 243H17L19 246H17V244H15V246H14ZM45 244H46V243H45ZM64 244H66V242H65ZM64 244H63V245H64ZM119 244L122 245V243H119ZM123 244H124V243H123ZM225 244H226V243H225ZM239 244H241V243H239ZM244 244H242V246H241V245H238V244L235 243V244L232 245L233 248H232V246H231V248L233 249L232 252L234 251L233 253H234L235 255H236L237 252H238V254H237V258H236V259H233V260L231 259L232 262H234V261L236 260V264H241V262H242V264H243V263H244V260H245V263H246V264L248 263V262H246V261H248L247 258L250 259V256L248 257V256H245V255H244V256H245V257H244V256H242V253H241V251H240V250L242 249V247H243ZM246 244H245V245H246ZM24 245H25V244H24ZM24 245H23V246H24ZM63 245H62V246H63ZM116 245H117V244H116ZM234 245L237 246V251L235 250V249H236V246H234ZM258 245H260V244H256L255 246L258 247ZM261 245H262V244H261ZM261 245H260V247H261ZM21 246H22V245H21ZM23 246H22V247H23ZM28 246H29V244H28ZM28 246H27V247H28ZM56 246H57V245H56ZM65 246H66V245H65ZM124 246H125V245H124ZM129 246H130V245H129ZM169 246H170V245H169ZM214 246H215V245H214ZM238 246L241 247V249H240ZM34 247H35V246H34ZM67 247H68V246H67ZM101 247H102V246H101ZM101 247H100V248H101ZM225 247H226V246H225ZM253 247H254V246H253ZM256 247H255V248H256ZM3 248H4V247H3ZM3 248H2V249H3ZM25 248H26V245H25ZM29 248H30V246H29ZM35 248H36V247H35ZM102 248H103V247H102ZM162 248H163V247H162ZM174 248H175V247H174ZM212 248H213V247H212ZM219 248H220V247H219ZM229 248H230V247H229ZM229 248L227 247V249H229ZM231 248H230V249H231ZM244 248H246V246H244ZM244 248H243V249H244ZM258 248H259V247H258ZM258 248H257V249H258ZM262 248H263V247H262ZM2 249H1V250H2ZM7 249H5V251H6ZM31 249H32V248H31ZM62 249L64 250V248H62ZM62 249H61V250H62ZM68 249H69V248H68ZM113 249H114V248H113ZM227 249L225 250L226 252H228ZM230 249H229V251H230ZM238 249H240V250H238ZM259 249H260V248H259ZM25 250H27V252H29V251H28L29 249H25ZM65 250H66V249H65ZM114 250H115V249H114ZM214 250H215V249H214ZM244 250H245V249H244ZM5 251H4V252H5ZM12 251H13V249H12L10 252H12ZM15 251L18 252V251H20V250H15ZM33 251H34V250H33ZM57 251H58V250H57ZM91 251H92V249H91ZM93 251H95V250H93ZM93 251H92V252H93ZM170 251H171V248H170ZM205 251H206V250H205ZM221 251H222V250H221ZM221 251H220V252H221ZM239 251H240V253H239ZM0 252H1V251H0ZM4 252H3V253H4ZM62 252H63V251H62ZM68 252H69V251H68ZM71 252H72V251H71ZM71 252H70V254H71ZM74 252H75V250H74ZM96 252H98V251H96ZM96 252H95V254H97ZM114 252H115V251H114ZM14 253H15V252H13L12 254H14ZM63 253H64V252H63ZM66 253H67V251L65 252V254H66ZM93 253H94V252H93ZM165 253H166V252H165ZM0 254H1V253H0ZM15 254H16V255H19L21 258H23L22 256H24V255H20V253H18V254L15 253ZM25 254H26V253H25ZM27 254H28V253H27ZM35 254H36V253H35ZM52 254H54V253H52ZM91 254H92V253H91ZM111 254H112V253H111ZM225 254H226V253H225ZM4 255H6V254L4 253ZM9 255H10V254H9ZM32 255H33V254H32ZM68 255H69V254H68ZM73 255H74V254H73ZM92 255H93V254H92ZM98 255H99V254H98ZM103 255H104V253H103ZM152 255H153V254H152ZM206 255H207V257H210L212 254L209 256V255L206 253V254L204 255V257H205ZM239 255H240V256H239ZM1 256H2V255H1ZM12 256H13V255H12ZM14 256H15V255H14ZM57 256H58V254H57ZM66 256H67V255H66ZM93 256H94V255H93ZM101 256H102V255H101ZM153 256H154V255H153ZM238 256H239V258H241V260L238 258ZM241 256L243 257V259H242ZM33 257H34V256H33ZM35 257H36V255H35ZM53 257H54V256H53ZM72 257L75 258V256H72ZM176 257H177V256H176ZM207 257H206V258H207ZM211 257H212V256H211ZM211 257H210V258H211ZM233 257H236V256L233 255ZM18 258H19V257L16 256V259H17V260H18ZM24 258H25V257H24ZM58 258H59V257H58ZM92 258H93V257H92ZM94 258H96V256H95ZM102 258H103V257H102ZM163 258H164V257H163ZM165 258H166V256H165ZM210 258H209V259L207 258V260H209V261H207V262L210 263V264H211L212 262L214 263V262H215V261H214L215 258L212 257V258H213V261H212V258H211V261H210ZM31 259H32V258H31ZM56 259H57V258H56ZM154 259H155V258H154ZM157 259H158V258H157ZM237 259L240 260L241 262H239ZM21 260L24 261V260H26V258H25V259H21ZM53 260H54V259H53ZM74 260H75V259H74ZM93 260H96V259H93ZM149 260H150V259H149ZM152 260H153V259H152ZM165 260H166V259H165ZM167 260H168V259H167ZM228 260H229V259H228ZM251 260H253V259H251ZM23 261H22V262H23ZM59 261H60V260H59ZM100 261H103V260L100 259ZM153 261H154V260H153ZM155 261H156V260H155ZM263 261H264V260H263ZM95 262H97V261H95ZM104 262H105V261H104ZM159 262H160V261H159ZM162 262H163V264H166L168 261H167L166 263H165V261H162ZM237 262H239V263H237ZM250 262H251V261H250ZM54 263H55V262H54ZM56 263H57V261H56ZM60 263H61V262H60ZM62 263H63V262H62ZM72 263H73V262H72ZM90 263H91V262H90ZM157 263H158V262H157ZM205 263H206V262H205ZM245 263H244V264H245ZM44 264H45V263H44ZM88 264H89V262H88ZM101 264H102V262H101ZM214 264H217V263H214ZM218 264H219V263H218ZM230 264H231V262H230ZM263 264H264V263H263Z\"/></svg>",
	"mask_w": 264,
	"mask_h": 264
}]
</instances>
